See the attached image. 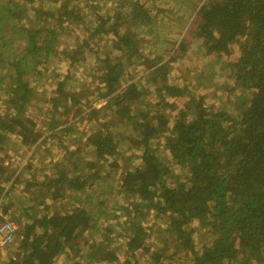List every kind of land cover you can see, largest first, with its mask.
<instances>
[{"label":"trees","instance_id":"trees-1","mask_svg":"<svg viewBox=\"0 0 264 264\" xmlns=\"http://www.w3.org/2000/svg\"><path fill=\"white\" fill-rule=\"evenodd\" d=\"M16 1L0 0V39L13 46L8 51L13 59L6 60L2 58L7 49L0 47V68L11 67L9 72L0 69V83L9 82L14 90H21L11 100L18 108L16 114H0V150L13 132L27 147L44 133L25 116L36 91L26 75L41 73L40 63L46 61L42 53L61 56L69 66L55 85L47 127L58 128L74 110L75 120L63 123L58 131L72 135L84 131L86 141L81 142L88 148L78 145L77 150L87 156L74 157L71 152L70 165L51 162L54 171L42 181L22 178V170L12 169L8 189L2 180L10 179L9 168L0 162V206L17 226L14 248L10 253H4L7 248L1 250L6 256L1 264H55L64 253H72L67 264H264V0H204L190 19L192 36L181 37L174 50L177 55L160 53L158 59V52L146 48L147 36L157 42L160 23L154 14L158 8L152 13L149 5L138 0H120L104 11L97 0H87L85 6L94 8L86 12L72 0L47 9L42 5L26 9L31 0ZM22 15L27 21H22ZM31 16L36 23L29 22ZM87 16L86 38L67 33ZM39 25L42 28L36 29ZM59 34L71 35L73 45L59 50L55 45ZM105 37L117 57L114 61L107 55L102 58L91 84L109 96L114 107L109 105L112 115L98 123L92 119L101 117L105 107L85 104L88 88L73 79L71 69L78 68L84 52L93 50L91 41ZM177 61L191 63L195 85L191 84L195 80L171 81L170 71ZM138 65L154 90H145L141 77L130 76V69ZM9 75L17 76V81ZM216 80L226 81L222 96L209 94ZM205 98L212 103L207 105ZM174 99H181L182 107L172 109L176 113L169 117L159 108H172L177 104ZM122 125L128 139L113 135L112 130ZM122 137L132 151L125 162ZM17 183L25 184L24 192L30 195L27 208L8 197ZM95 185L94 194L102 201L90 197ZM112 189L118 193L112 200L122 198L127 205L109 202L111 219L103 220V226L99 217L109 213L103 198ZM79 196L83 202H78ZM49 201H70L73 207L51 209ZM92 203L95 213L89 211ZM29 208L43 213L36 215ZM22 209L31 220L24 218ZM126 212L125 223L121 216ZM150 213L165 223L150 222ZM6 219L0 216V223ZM198 229L211 239L199 247ZM88 230L93 241L86 236ZM119 234L123 242L116 238ZM159 239L160 245H148Z\"/></svg>","mask_w":264,"mask_h":264},{"label":"rangeland","instance_id":"rangeland-1","mask_svg":"<svg viewBox=\"0 0 264 264\" xmlns=\"http://www.w3.org/2000/svg\"><path fill=\"white\" fill-rule=\"evenodd\" d=\"M62 1L63 0H31L26 9H32L31 7L33 6L38 7L41 5L45 7L44 9H47V8H51L52 6H56L58 2L60 3ZM119 1L120 0H97L96 2L104 9V11H107L111 9L112 7H114V5L117 4ZM138 1L146 5H149L152 13L154 10L156 11V9L158 8L156 13L154 14L156 18V22L160 23V24H157L156 26L157 37L155 39L157 40V42H153V38L147 36L148 34L145 31H143L144 30L143 27H142L143 30L140 31L142 35L147 36L146 37L147 38L146 42H148V45L146 47L147 50L150 51L151 53L158 52L156 54V57H157L160 53H163L165 56L172 54L171 52L175 50L176 45L178 44V42H180V39L183 35L184 37L192 36V33H191L192 27H190V23L192 20L191 16L194 17L195 15L194 12L196 11V8L204 0H138ZM12 2L13 3L15 2V4H17L16 0H12ZM20 2H25V0H20ZM71 2L72 3L76 2V4H78V7L81 10H85L86 12H89L88 10H91L94 8L91 6H85V3L88 2L87 0H79V1L72 0ZM71 2L70 4L72 5ZM192 10H193V14H192ZM33 13L34 11L31 12V14ZM25 17H26L25 15H22L21 18H25ZM29 19L32 20L29 22H33V23L37 22L36 17L34 16L29 17ZM22 21L25 22L27 20L25 18ZM88 24H90L89 16L85 17L82 23H74V26L70 28V31L69 32L66 31V32L67 33L75 32L74 35H78L79 36L78 38H83V37L86 38L87 34L84 31V27H86V25ZM38 28L39 29L42 28V25H39L36 27V29ZM21 39L22 38L17 37L18 41H20ZM108 39L109 38L105 37L101 41H97V40L91 41L90 45L93 48V50L84 52V54H82L83 56L82 62L79 63L78 68L71 69L73 79L80 81V84H83L84 86H86V88H88L87 93H86L87 98L84 101L85 104H90L94 107H100V106L105 107V110L101 117H97V118L95 117V119H92L98 123L106 119V116L110 117L112 115L109 111L108 106L110 105V107H114L113 102L109 101V96L108 97L103 96L102 92L96 91L95 87L91 84L92 78H93L92 76L96 72V69L102 66V62H101L102 58H104L107 55L110 58H112L113 61L116 60L117 52L115 50V47L110 45V42L108 41ZM165 40H167L168 43L165 42ZM193 40L194 39H192V41ZM55 45L58 46L59 50H63L64 47H67L69 45L72 46L73 42H72L71 35L68 36V35L59 34L58 39L55 41ZM5 46H6V43H4L1 40L0 47L4 48V50L5 48L7 49V53L3 56L2 59H5V60L8 58L13 59V57L11 56L12 54L8 52L9 50H12L11 48L13 46H6V47ZM20 49L22 51L23 47L21 46ZM174 52H175V55H177L176 51ZM41 55L46 60L45 62L41 61L40 63L41 68L39 70L41 71V73L33 71L32 74L26 75L27 80L32 86H34V88H36V91L32 94L31 103L27 105L25 116L32 118L35 121V129L40 132H44V133L42 136L38 138L36 143H34L31 147H27L23 145L18 133L13 132L9 134L7 136V139H5L2 142L1 145H3L4 148L0 150V162L8 166L9 174L11 173L12 169L17 168V171L22 170L23 172L21 176L22 178L33 177V180H37V181H40V180L42 181L44 178H47L48 173H51L52 171H54L51 169L52 167L51 162L63 161L64 164L70 165V160L72 156L70 154L71 152L75 153L74 157L82 155L83 158H86L87 156L86 152L82 150L80 151L77 150L78 145H80L81 148H84V150L88 148V146H86V142H81V141H86L87 135L84 134V131L83 133H79V134L75 133L74 135H72L71 133H66L65 131H58L62 127L63 123L68 124V121L69 123H71L75 120L73 119L74 110L70 114H68L69 116L61 119L62 124L58 126V128L56 127L55 129H48L47 127V123L49 121L48 112L51 108L50 105L54 101V98H55V85L58 82V79H60L62 76H64L67 73L69 66H68L67 61H63L64 58L61 56L56 57L54 54L48 56L45 53H42ZM160 56H158L157 59ZM151 57H152L151 59H154V60L156 59V57H153V55H151ZM182 58L183 57H181V59ZM185 59L186 57H184V60ZM190 65L191 63H187L186 65V61H184V63H181L178 61L174 62V69L170 71L171 81L177 82V84H185V83H189V81L195 80V82L194 81L191 82L192 85H195L197 83V77H195L194 79L193 75L195 73L193 72V70H191ZM134 67H136V65ZM134 67H132L133 69L132 68L130 69V73H129L130 76L133 78L141 77L144 80V82L142 83L143 88L145 90H154L153 89L154 86L152 85V82L142 77V75H144V72H142V67H140L139 65L137 69H135ZM10 68L11 67H8L6 69L3 67L0 69H5L7 70V72H9ZM74 70H78L79 72L77 71L75 72ZM10 78L11 80H13V82H16L18 77L13 75ZM223 84H226L225 80L223 81L216 80V84L213 88L210 89L209 94L211 95L215 93V94L222 96V93L226 89ZM14 89L16 88H13L9 82H7L6 85H4L3 83H0V114H4L7 112H9V114H12V115L16 114L18 108L13 106V103L11 102V100L12 98H16L17 94H19L21 90H14ZM190 89L193 91L195 87L191 86ZM155 95H156V92H155ZM154 98L156 100V97ZM219 99L222 100L221 97ZM180 100L181 99L172 100V101L177 102V104H174L172 108L167 109L165 107L164 108L160 107L159 109L165 111L169 117L170 116L172 117L174 113H176V112H173L172 109L178 110L179 107H182V102L180 103ZM205 103L208 105V103H212V100L207 101V99L205 98ZM178 112L179 111H177V113ZM75 125L79 129L81 130L83 129L81 122H76ZM125 130H126V126L122 125L119 128H115L112 131L115 137L119 136V134H123L124 137L128 139L126 134H129V133L126 132ZM56 131H57V135H52ZM44 136L46 137L44 141L45 144L43 143L41 144L39 148L34 149L35 146L42 140ZM70 137H74V139L70 140V142L68 143V140ZM124 137H122L123 139L120 140L119 143L120 145H123L122 146L123 150L127 152L126 153L127 156L124 159V162H125L126 160H129L128 155L131 154L132 151L129 150L131 147L129 146L128 142L124 140L125 139ZM11 161H15V162H11ZM102 167L103 165L100 168ZM71 172L73 173V170H71ZM13 177H14V174L12 173L10 174V179L5 178L2 180V184L3 186H5L6 189H8V187L12 185L11 182L13 180ZM24 188H25V184L23 183L14 184L11 190L8 192L9 194L8 197L10 198L12 197L13 201L17 205L19 204V202H22V204L24 202V204L21 206L22 208L23 207L27 208L28 203H26V200L27 198H30L29 197L30 195L24 192ZM95 188L97 190L98 188L97 185H95L92 189H90L89 191V193H91L90 197H93L94 202L102 201L99 195L94 194L96 193V190H94ZM115 189H112L109 192L110 194L104 196L103 198L105 200L104 202H106L104 206L106 207V210L109 211V213L106 212V214H102L99 217V220H102L103 226L106 225L105 223H103V220L108 221L109 219H111L110 215L112 214L111 212L112 210L110 206H108L109 202L113 201L112 203L116 202V204H121L123 206L125 205L124 208H126V205H127L126 202L122 198L121 199L115 198V201L112 200V198L114 196L116 197L118 194ZM83 199H84L83 197L79 196L78 202L79 203L80 201L83 202ZM3 200H6V199H3ZM132 200L129 199L130 202H132ZM49 203L51 205V209L57 208L60 210H64V209L71 210V208L73 207V203H71L70 201H63V202L62 201H58V202L49 201ZM79 203H76V204H79ZM124 208L122 209L125 210ZM89 211H93L94 213L96 212L95 205L93 203L89 206ZM117 211H121V210L118 208ZM15 212L16 211L13 210L11 214ZM29 212H33L36 215L43 213L41 211L40 212L37 211V208L36 210L29 208ZM21 213L24 214V218L26 220H31V218L27 215L25 211H23V209ZM127 214L128 212H126L125 215L121 216L122 222H125V223L127 222L126 221L128 220L127 217H129L127 216ZM0 216L7 217L9 218V220L12 219V216H10V214L5 215L2 213L1 206H0ZM108 216L110 218H108ZM148 219L150 222L151 221L154 222V220H156L159 224L165 223L164 218H160V217L156 218L151 213L148 215ZM149 221L147 220V222ZM195 225L197 226V223ZM110 226H113V223H111ZM111 228H114V227H111ZM120 228L122 229V227ZM86 236L87 237L90 236V239H89L90 241L94 240V235L92 234L91 230L87 231ZM207 236H210L208 232L204 231V229H198V234L196 238L198 240V243H197L198 247L201 245V243L205 242L206 240H211ZM119 237H120V234L117 235L116 238H119ZM119 240L123 242L124 238L120 237ZM156 243H159L160 245L161 244L160 239L155 242H150V244L148 245L152 246L153 244H156ZM13 248L14 247L10 246L9 248H7V250L4 251V253H9L10 251L9 249L13 250ZM166 249H167V245L164 244L163 250H166ZM70 255H72V253ZM70 255H68L67 253L60 255L56 259L55 264H67V259L70 257ZM5 259H6V256L4 255L2 256V252L0 249V264Z\"/></svg>","mask_w":264,"mask_h":264},{"label":"built area","instance_id":"built-area-1","mask_svg":"<svg viewBox=\"0 0 264 264\" xmlns=\"http://www.w3.org/2000/svg\"><path fill=\"white\" fill-rule=\"evenodd\" d=\"M16 228V224L12 221H9V219H6L4 222L0 223V249L5 250L14 243L16 238Z\"/></svg>","mask_w":264,"mask_h":264},{"label":"crops","instance_id":"crops-1","mask_svg":"<svg viewBox=\"0 0 264 264\" xmlns=\"http://www.w3.org/2000/svg\"><path fill=\"white\" fill-rule=\"evenodd\" d=\"M21 149H22V147H21Z\"/></svg>","mask_w":264,"mask_h":264},{"label":"clouds","instance_id":"clouds-1","mask_svg":"<svg viewBox=\"0 0 264 264\" xmlns=\"http://www.w3.org/2000/svg\"><path fill=\"white\" fill-rule=\"evenodd\" d=\"M2 250V249H1Z\"/></svg>","mask_w":264,"mask_h":264}]
</instances>
